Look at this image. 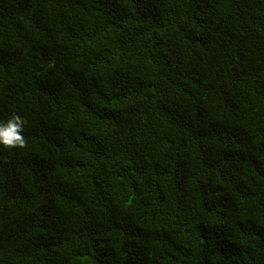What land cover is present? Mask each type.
<instances>
[{"label": "trees", "instance_id": "obj_1", "mask_svg": "<svg viewBox=\"0 0 264 264\" xmlns=\"http://www.w3.org/2000/svg\"><path fill=\"white\" fill-rule=\"evenodd\" d=\"M0 264H264V0H0Z\"/></svg>", "mask_w": 264, "mask_h": 264}, {"label": "clouds", "instance_id": "obj_2", "mask_svg": "<svg viewBox=\"0 0 264 264\" xmlns=\"http://www.w3.org/2000/svg\"><path fill=\"white\" fill-rule=\"evenodd\" d=\"M25 123V120L19 115L0 121V148L14 149L24 147L26 143L23 135Z\"/></svg>", "mask_w": 264, "mask_h": 264}]
</instances>
